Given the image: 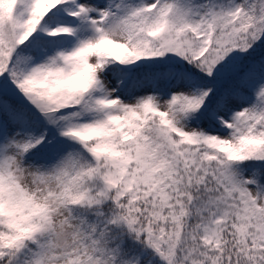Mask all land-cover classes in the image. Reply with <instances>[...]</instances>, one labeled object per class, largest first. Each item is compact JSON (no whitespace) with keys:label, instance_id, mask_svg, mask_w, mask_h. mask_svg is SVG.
Listing matches in <instances>:
<instances>
[{"label":"snow or ice","instance_id":"obj_1","mask_svg":"<svg viewBox=\"0 0 264 264\" xmlns=\"http://www.w3.org/2000/svg\"><path fill=\"white\" fill-rule=\"evenodd\" d=\"M0 264H264V0H0Z\"/></svg>","mask_w":264,"mask_h":264}]
</instances>
